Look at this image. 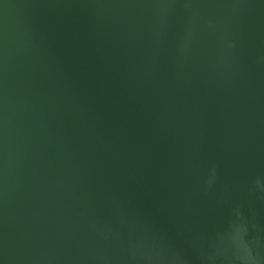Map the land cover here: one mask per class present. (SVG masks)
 <instances>
[{
    "label": "water",
    "instance_id": "95a60500",
    "mask_svg": "<svg viewBox=\"0 0 264 264\" xmlns=\"http://www.w3.org/2000/svg\"><path fill=\"white\" fill-rule=\"evenodd\" d=\"M0 264H264V0H0Z\"/></svg>",
    "mask_w": 264,
    "mask_h": 264
}]
</instances>
